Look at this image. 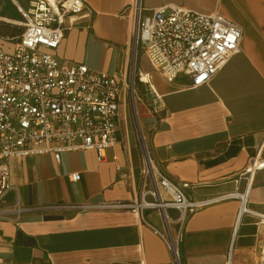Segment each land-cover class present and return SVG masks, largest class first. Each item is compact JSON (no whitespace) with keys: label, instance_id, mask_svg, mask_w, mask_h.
Instances as JSON below:
<instances>
[{"label":"crops","instance_id":"crops-1","mask_svg":"<svg viewBox=\"0 0 264 264\" xmlns=\"http://www.w3.org/2000/svg\"><path fill=\"white\" fill-rule=\"evenodd\" d=\"M86 1L92 15L74 17L58 54L125 77L130 87L120 108L122 140L104 159L95 150L67 151L60 161L52 153L10 159L13 188L0 201V208L10 210L0 219V264H259L264 168H250L264 155V32L259 19L247 18L264 16V0L262 7L255 0ZM163 5L219 12L243 28L240 51L209 84L192 88L188 77L169 80L136 43L139 10L150 14ZM145 74L150 81L143 80ZM135 77L142 81L137 87ZM137 88L136 136L127 106L129 90L133 104ZM143 145L161 171L190 184L192 199L218 200L186 218L170 208L169 221L158 210L141 216L97 207L133 200Z\"/></svg>","mask_w":264,"mask_h":264},{"label":"built area","instance_id":"built-area-1","mask_svg":"<svg viewBox=\"0 0 264 264\" xmlns=\"http://www.w3.org/2000/svg\"><path fill=\"white\" fill-rule=\"evenodd\" d=\"M7 7L21 20L7 15ZM78 15H92L86 0H0V27L24 26L20 35L0 32V201L13 188L10 159L52 153L60 161L64 152L83 150H95L104 159L106 151L122 140L120 108L125 88L130 87L125 77L58 54ZM134 36L155 70L169 80L188 77L190 86L197 88L209 84L240 51L243 28L219 12L163 5L150 14L139 10ZM143 152L141 183L133 200L97 207L141 216L158 210L169 221L170 208L186 218L218 200L192 199L189 183L166 175L148 149ZM262 168L264 155H258L250 169ZM79 177L80 173L73 175ZM242 198L245 201L246 194ZM245 210L244 204L241 212ZM9 211L0 208V219L8 218ZM169 243L179 261L176 242ZM259 264H264V246Z\"/></svg>","mask_w":264,"mask_h":264},{"label":"rangeland","instance_id":"rangeland-1","mask_svg":"<svg viewBox=\"0 0 264 264\" xmlns=\"http://www.w3.org/2000/svg\"><path fill=\"white\" fill-rule=\"evenodd\" d=\"M6 13H8L7 15L16 18L17 20H21V17L19 16L18 13H16V11L11 10L10 7H7L5 9ZM249 19L248 21H256L259 19V21H261V25H262V30L264 32V16L263 15H258L255 16L251 15L248 16ZM256 19V20H255ZM24 30V26L20 25V26H1L0 27V32L4 33V34H13V35H20ZM135 72L133 73V77H134ZM132 77V74L130 75V78ZM132 80V79H131ZM129 80V81H131ZM135 80L137 81L138 78L135 77ZM137 83H136V87H137ZM138 88H137V93L135 92V103L132 104V91L129 90V103L127 106L128 109V114H127V122H128V127L131 133H134L136 136L138 134V130H140V113H139V103H140V99L138 98ZM139 135V134H138ZM147 144L148 140H146Z\"/></svg>","mask_w":264,"mask_h":264},{"label":"bare ground","instance_id":"bare-ground-1","mask_svg":"<svg viewBox=\"0 0 264 264\" xmlns=\"http://www.w3.org/2000/svg\"><path fill=\"white\" fill-rule=\"evenodd\" d=\"M256 4H260V5H258L259 7H262V5H261V0H255L254 1ZM143 80H145V81H150V76L149 75H143ZM148 154V153H147Z\"/></svg>","mask_w":264,"mask_h":264},{"label":"trees","instance_id":"trees-1","mask_svg":"<svg viewBox=\"0 0 264 264\" xmlns=\"http://www.w3.org/2000/svg\"><path fill=\"white\" fill-rule=\"evenodd\" d=\"M142 81L137 80V84L139 85Z\"/></svg>","mask_w":264,"mask_h":264},{"label":"water","instance_id":"water-1","mask_svg":"<svg viewBox=\"0 0 264 264\" xmlns=\"http://www.w3.org/2000/svg\"><path fill=\"white\" fill-rule=\"evenodd\" d=\"M143 146H144L143 148L147 149V146L146 145H143Z\"/></svg>","mask_w":264,"mask_h":264}]
</instances>
